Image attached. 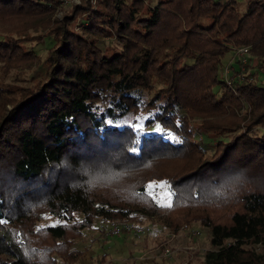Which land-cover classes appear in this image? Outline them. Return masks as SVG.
I'll use <instances>...</instances> for the list:
<instances>
[{"label":"trees","instance_id":"16d2710c","mask_svg":"<svg viewBox=\"0 0 264 264\" xmlns=\"http://www.w3.org/2000/svg\"><path fill=\"white\" fill-rule=\"evenodd\" d=\"M150 1L78 0L55 17L59 0H0V264H68L94 219L136 215L208 227L203 264H264V248L249 247L264 246V83L222 76L233 44L264 57V0ZM104 36L119 50L106 54ZM45 38L36 80L5 81ZM92 162L148 177L124 188L130 202L99 195ZM152 179L167 182L170 206L147 194ZM43 213L62 222L39 227Z\"/></svg>","mask_w":264,"mask_h":264},{"label":"rangeland","instance_id":"374dc122","mask_svg":"<svg viewBox=\"0 0 264 264\" xmlns=\"http://www.w3.org/2000/svg\"><path fill=\"white\" fill-rule=\"evenodd\" d=\"M78 0H59L58 8L56 9L55 17H59L63 10H67L73 2ZM155 3V0H151ZM245 4V3H243ZM244 7H242V11ZM53 16V17H54ZM43 23L17 21L7 22L6 27H20L28 32L42 33L45 28H41ZM50 44L49 38H45L43 43L30 42L28 47H32L38 59L33 60L28 66H16L9 68L6 74L3 75L5 81H12L18 84H32L40 71L42 70L40 61L42 60L46 49ZM238 46V44H233ZM98 46L101 47L106 54H110L119 50L116 40L110 36H104L98 41ZM254 58V59H253ZM237 55H234L233 50L225 54L222 60V76L225 69L232 66L235 70L238 69L239 78L244 82L253 73L252 77L259 83H264V57L257 62V58L250 54L247 57L246 63L241 66ZM263 60V62H261ZM260 64V65H259ZM231 71L228 73L230 74ZM225 78V75L223 76ZM149 98V95L147 96ZM246 110V105L238 110V116ZM132 116L128 115L127 118ZM200 119V118H199ZM199 119H192L191 124L196 126ZM147 130H150L146 126ZM258 133H263L264 128H258ZM202 135L198 137L201 138ZM104 162H92L87 166V169L92 174L91 187L99 195L108 194L110 196H124L122 193L125 187L135 185L138 182L148 177V173L143 170L138 172H126L121 170L119 173L112 175L107 172L104 167ZM159 170L169 172L180 168L179 163L174 161H161L156 163ZM86 169V170H87ZM160 180H147L145 186L150 183L154 184L151 189L153 196H156L161 202V205H169L171 194L167 184L162 187ZM128 198V197H125ZM130 202V198H128ZM156 200V199H155ZM157 201V200H156ZM81 214L75 213L73 219L68 221L81 220ZM62 222V219L52 213H43L42 217L36 221L37 226L56 225ZM185 224V223H184ZM179 227L173 229L164 227L161 222V217L136 215L129 216L125 219L116 218L113 220H102L96 218L93 220L92 226L84 227L79 236L73 237L71 240V248L74 250V260L68 264H203L204 252L210 249L209 239L210 231L197 220H191L187 223L188 227L184 230ZM160 233V237L156 234ZM165 233H176L169 244L176 248L170 256L163 255L162 242L165 240ZM168 237V236H167ZM255 251L263 250L262 245H249Z\"/></svg>","mask_w":264,"mask_h":264},{"label":"built area","instance_id":"2783aa9c","mask_svg":"<svg viewBox=\"0 0 264 264\" xmlns=\"http://www.w3.org/2000/svg\"><path fill=\"white\" fill-rule=\"evenodd\" d=\"M233 53L234 55H237L239 58V62L241 66H243L246 63L247 57L250 54V46L248 45H239V46H234L233 47ZM231 71L230 74H228ZM225 75V82L228 85L232 84V81L234 78L239 77L240 73L237 70H235L232 66L228 67L225 69V72H223V76ZM188 227L187 224H183L181 226V229L184 230ZM160 233H157L156 236L160 237L159 235ZM176 235V233H165V240L162 242L163 248V255L165 256H170L174 251H176L177 249L172 247L169 242L172 241L173 237ZM168 236V237H167Z\"/></svg>","mask_w":264,"mask_h":264},{"label":"snow or ice","instance_id":"6c2138e0","mask_svg":"<svg viewBox=\"0 0 264 264\" xmlns=\"http://www.w3.org/2000/svg\"><path fill=\"white\" fill-rule=\"evenodd\" d=\"M141 118H137V120L139 121ZM143 119H147V117H144ZM134 128H136L138 131H143L144 129V126L143 124L141 123H137V124H134L133 125ZM154 131H157V132H160L162 131L161 127L160 126H157L156 128L153 129ZM167 184V182H161L160 185H155L156 187H162V186H165ZM154 187V184L153 183H150L149 185H147V194L150 195V196H153V193L151 191V189ZM153 199H156L158 203H160L161 201L156 197V196H153ZM169 206H170V202H169Z\"/></svg>","mask_w":264,"mask_h":264}]
</instances>
